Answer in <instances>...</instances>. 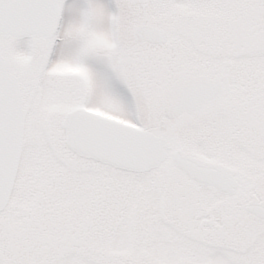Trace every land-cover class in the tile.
<instances>
[{
    "label": "snow or ice",
    "instance_id": "obj_1",
    "mask_svg": "<svg viewBox=\"0 0 264 264\" xmlns=\"http://www.w3.org/2000/svg\"><path fill=\"white\" fill-rule=\"evenodd\" d=\"M0 264H264V0H0Z\"/></svg>",
    "mask_w": 264,
    "mask_h": 264
}]
</instances>
